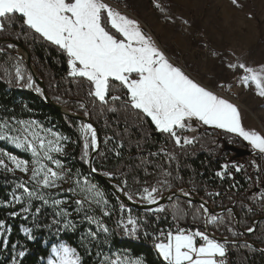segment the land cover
<instances>
[{"label":"snow or ice","instance_id":"obj_1","mask_svg":"<svg viewBox=\"0 0 264 264\" xmlns=\"http://www.w3.org/2000/svg\"><path fill=\"white\" fill-rule=\"evenodd\" d=\"M156 7L162 12L165 10L159 3ZM17 25L20 35L32 44L55 46L57 52L66 57L68 77L80 87L87 88L86 95L93 98L94 107L98 102L101 114L118 111L113 104L120 102L126 114L135 116L140 124L150 122L156 132L165 135L177 147L183 148L193 143L192 139L179 133L190 130L192 122L197 121L235 133L253 149L264 154V135L244 129L236 106L201 86L181 68L173 65L142 30L138 21L113 10L104 0H0V32ZM16 47L14 43L7 44L8 49ZM3 51L0 49V52ZM22 61V57L16 58L14 74L4 69L5 74L11 77L8 83L32 89L35 80L31 74L25 75ZM229 67L242 70L244 75L240 80L244 86L254 85L256 94L264 97V66L253 68L240 63L230 64ZM35 91L42 94L39 86H35ZM80 107L86 117L91 115L84 103ZM79 131L81 159L90 165V173L100 174V170L92 166L93 154L106 155L101 150L98 130L92 123L81 121ZM119 137V133L105 135L103 140L104 147L116 156L121 155L120 149L124 147V141ZM0 142H7L15 149L29 153L31 157L30 160H24L11 152L0 151V169L13 175L18 171L28 177L27 180L15 181L9 198L0 201V207L20 206L7 213L11 219L18 216L25 220L39 218L45 209H50L51 223L46 227L49 231L54 229L57 237L62 231L75 232L80 224L86 223L89 227L81 240L88 242L84 244L88 255H92L89 245L99 248V244L107 243L113 234L102 222V217L118 214L117 227L127 237L139 238L142 226L145 229L143 235H150L147 221L133 217L131 209L123 201L119 203L117 213L116 206L110 204L96 183L87 176L81 178L82 173L78 170L73 173L67 167L61 157L67 156L65 149L70 142L69 137L45 127L35 119L11 116L0 118ZM161 152L169 156L166 150L161 149ZM169 158L175 159L174 156ZM221 168L223 171H217L215 175L223 179L228 165H222ZM240 170V167H236V171ZM102 174L109 180L117 179L114 172ZM161 174L163 179H158L156 185L145 186L135 192L128 190L127 179H122L113 187L128 201L143 204L148 212L158 214L165 211L160 201L164 199L165 190L171 191L169 178L180 179L163 168ZM69 181H72L71 186L64 189L63 185ZM180 192L188 198L187 203L191 208L192 191L180 189ZM175 195L172 193L168 199L172 200ZM215 195L219 196L220 193ZM252 199L255 202L257 194H253ZM258 199L264 207V192L258 194ZM185 216L186 213L179 209L172 214L176 222ZM227 216L229 220L234 218L233 208L227 209ZM201 218L204 219L205 229L209 225L224 223L221 214L209 210L207 201L200 203L199 209L193 213L194 220ZM226 230L233 237L241 235L230 226ZM255 230L254 227L247 228L248 233ZM11 232V226L0 219V251L11 249L12 264H21L28 250L11 242ZM24 232L29 241L36 239L31 228L24 229ZM152 235L157 241L154 249L163 264H225L223 258L229 243L227 237L221 242L206 230L183 227L159 229L158 233ZM49 247L50 254L44 264H82L77 247L59 240L51 242ZM95 254L97 264H142L140 260H131L118 252L102 256L97 250Z\"/></svg>","mask_w":264,"mask_h":264},{"label":"trees","instance_id":"obj_2","mask_svg":"<svg viewBox=\"0 0 264 264\" xmlns=\"http://www.w3.org/2000/svg\"><path fill=\"white\" fill-rule=\"evenodd\" d=\"M18 36L19 38H17ZM8 43H18L27 50L32 68L44 83L47 95L53 104L90 121L98 129L101 137V150L106 155L95 156L94 166L100 170L102 176H104L103 172H114L117 179L111 180L112 182L118 184L122 179H127L128 190L135 192L139 188L156 185L158 179H163L161 168L171 171L173 177L178 175L180 179L176 180L170 177L171 191L165 190L163 196L184 189L192 191V195L201 201H207L209 208L216 214H221L224 221L223 224L209 225L208 229L218 238H228L226 255L231 259V264H264V251H261L264 250V207L261 206L258 199V194L264 192L263 154L255 153L238 135L206 127L197 121H193L192 124L199 127L200 133L193 139L191 145L180 148L175 146L165 135L156 132L150 122L140 124L135 116L126 114L121 109L120 102L113 104L118 111H105L101 114L98 102L94 107L93 98L86 95L87 88L80 87L72 78L68 77L66 57L57 52L55 46L42 43L32 44L23 35H20L18 25L5 32H0V49H4L3 52H0V118L15 116L18 119H35L69 137L67 156L63 157L65 164L72 169L73 173L77 170L82 173L81 178L87 176L96 183L104 191L110 204L116 206L117 213L120 201L108 186L90 173L88 164L81 159L80 122L46 103L43 94L35 91L36 83L32 89L8 83L11 77L5 74L4 69L7 68L9 73L14 74L16 58L21 57V52L17 47L7 48ZM22 67L26 76L28 74L33 76L24 58ZM116 86H119L118 83ZM81 103L85 104L91 113L90 116H85L84 110L80 107ZM117 133L120 134L119 138L124 141V147L120 149V156L109 152L103 145L105 135L114 136ZM188 133L189 130H185L179 134L185 136ZM226 145L249 149L253 154L250 157L235 159L230 152L224 150ZM0 149L11 152L19 158L30 160L29 156L7 148L2 143H0ZM161 149L166 150L169 156L164 155ZM152 153L160 154L153 156ZM170 156H174L175 159H170ZM225 164L228 165L227 173L230 175L226 173L225 177L221 179L215 173L223 171L221 166ZM236 167H240L241 170L236 171ZM20 179L23 178L0 169V201L9 198L15 181ZM71 184L72 181H69L64 186L69 188ZM216 193H220V195L217 196ZM253 194H257L255 202L252 199ZM19 207V205L16 208L0 207V219L5 220L12 228L11 242L28 250L21 264H44L50 254L49 244L57 240L77 247L82 264H97L98 258L95 254L97 250L101 252L102 256H110L112 253L118 252L121 255H127L131 260H140L143 264H163L162 259L150 245L154 239L153 233H158L159 229H168L174 225L204 230V219H193V213L199 209V204L193 203L190 208L185 199H174L163 207L164 212L158 214L142 212L127 205L131 209L133 217L147 221V231L150 235H143L145 229L142 226L139 238L127 237L117 227V220L120 218L118 214H114L112 217H102V222L112 230L113 234L107 243H100L99 248L89 245L92 255H88L84 247V244L88 242L81 240L89 227L88 224H80L75 232L62 231L57 237L54 229L49 231L46 227L51 223L50 209H45L39 218L30 217L25 220L18 216L11 219L7 213L17 210ZM228 208H233L234 218L231 220L227 216ZM177 209L186 213V216L178 222L174 221L172 217L173 212ZM97 215L100 214L97 213ZM236 217H238V223ZM229 226L241 235L233 237L226 230V227ZM248 227H254L256 230L253 233H248ZM26 228L32 229L36 237L35 240L29 241L26 238L24 232ZM0 264H12L11 249L0 251Z\"/></svg>","mask_w":264,"mask_h":264},{"label":"rangeland","instance_id":"obj_3","mask_svg":"<svg viewBox=\"0 0 264 264\" xmlns=\"http://www.w3.org/2000/svg\"><path fill=\"white\" fill-rule=\"evenodd\" d=\"M159 1L163 12L156 7V0H104L113 10L138 21L158 47L178 58L198 78L208 77V84L217 86L218 93L251 106L260 120L256 132L264 135V97L256 94L254 85L244 86L242 70L229 67L240 63L253 68L264 66V0ZM199 133L193 123L185 136L193 140ZM0 143L30 157L7 142ZM15 174L28 179L18 171Z\"/></svg>","mask_w":264,"mask_h":264},{"label":"water","instance_id":"obj_4","mask_svg":"<svg viewBox=\"0 0 264 264\" xmlns=\"http://www.w3.org/2000/svg\"><path fill=\"white\" fill-rule=\"evenodd\" d=\"M14 44H15V45L17 46V48L21 51V57H23V58L25 59L28 68L31 70L36 85L39 86V87L42 89V94H43V97H44L46 103H48V104H50V105H53L57 110H59V111H60L61 113H63V114H66L68 117H71V118H73V119H75V120H77V121H79V122L83 121V122H88V123H90V121H88V120H86V119L80 117L79 115L71 114V113L68 112L67 110H65V109H63V108H61V107H59V106H57V105H55V104L52 103V101L50 100V98H49L48 95H47V92H46V88H45L44 83L38 78V76L36 75V73L34 72V70H33V68H32V64H31V59H30V55H29V53L27 52V50H26L22 45H20V44H18V43H14ZM96 129H97V128H96ZM97 130H98V129H97ZM98 135H99V138H100V140H101V137H100L99 131H98ZM224 150L230 152V153L233 155V158H235V159H241V158H245V157H250V156L253 154L249 149H240V148H236V147H232V146H227V145L224 147ZM93 156H94V159H93V161H92V166H94V161H95V156H96V155L93 154ZM88 168H89V170H90V165H88ZM93 175H94L95 177L99 178V179H100V180H101L106 186H108L109 189L113 192V194L118 198V200H119L120 202L123 201L126 205L130 206V207L133 208V209H136V210H139V211H142V212H148V211L146 210V207H145L144 205L137 204V203L132 202V201H128L126 198L123 197L122 194L117 193V192L115 191L114 187H113V185L116 184V183L112 182L111 180H109V179L106 178L105 176H102L101 174H93ZM172 193H175L176 195L173 197L172 200H169L168 197H169L170 195H172ZM172 193L163 196L164 199H162V200L160 201V204H161L162 207L167 206L171 201H173V200L176 199V198L185 199V200L188 199L187 197H184V196L181 194L180 190L175 191V192H172ZM191 199H192V202H193V203H197V204H199V205H200V203H203V201H201L200 199L196 198L194 195H192ZM153 207H155V206H153ZM207 207L209 208L208 205H207ZM209 210H210L211 212H213L210 208H209ZM213 213H215V212H213ZM236 220H237V223H238V217H236ZM204 230H206V231L209 233L210 236H213V237L216 238L218 241H221V242H222V241L224 240V239H221V238L216 237L214 234H212V233L209 231L208 228H207V229L204 228Z\"/></svg>","mask_w":264,"mask_h":264},{"label":"crops","instance_id":"obj_5","mask_svg":"<svg viewBox=\"0 0 264 264\" xmlns=\"http://www.w3.org/2000/svg\"><path fill=\"white\" fill-rule=\"evenodd\" d=\"M147 35H149L152 38V40L154 41V37L152 35H150V34H147ZM161 50L165 53L166 57L169 59V61L173 65L181 68L190 78H192L193 80H195L196 82H198L201 86L205 87L206 89L212 91L214 94H216L220 98H223V99L229 101L230 103H232L234 106H236L237 109L239 110V113H240L241 124H242V126L244 127L245 130H247V131H259L258 128L256 127V123L259 122L260 120L258 119L257 114L253 112V109L251 108V106H249L248 104H246L245 101H241V103L240 102H236V101H233L228 96H226L224 93H218L217 86H215V85H209L208 84L209 83L208 77L205 76V77H203L201 79L198 78L178 58H173L174 56H171V54L168 51H165L163 49H161ZM241 94L242 93L240 91V95ZM200 124H202V123H200ZM206 127H210V126H206ZM210 128H215V127H210ZM215 129H219V128H215ZM219 130H223V129H219ZM223 131H225V130H223ZM232 134H235V133H232ZM235 135H237V134H235ZM245 142L248 144L247 141H245ZM248 145L252 149V146L250 144H248ZM253 151L255 153H259L257 150H253Z\"/></svg>","mask_w":264,"mask_h":264},{"label":"built area","instance_id":"obj_6","mask_svg":"<svg viewBox=\"0 0 264 264\" xmlns=\"http://www.w3.org/2000/svg\"><path fill=\"white\" fill-rule=\"evenodd\" d=\"M156 3H159L160 4V1L159 0H156ZM221 92H224L225 91V86L224 85H222L221 86ZM229 98H231L233 101L235 100V98L234 97H230L229 96ZM176 227H181V226H179V225H174V226H172L171 228H173V229H175ZM170 228V227H169ZM155 242H157L156 240H155V238L151 241V243H150V245L152 246V248L154 249V243ZM155 250V249H154ZM158 254V253H157ZM224 261H225V264H231V259L229 258V256H225L224 258Z\"/></svg>","mask_w":264,"mask_h":264}]
</instances>
